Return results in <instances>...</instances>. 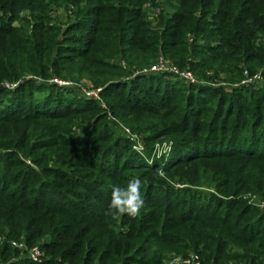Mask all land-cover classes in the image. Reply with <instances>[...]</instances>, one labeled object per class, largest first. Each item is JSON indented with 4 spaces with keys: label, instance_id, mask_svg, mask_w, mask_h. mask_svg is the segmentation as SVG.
<instances>
[{
    "label": "trees",
    "instance_id": "16d2710c",
    "mask_svg": "<svg viewBox=\"0 0 264 264\" xmlns=\"http://www.w3.org/2000/svg\"><path fill=\"white\" fill-rule=\"evenodd\" d=\"M139 1L32 0L29 7L32 25H22L19 29L11 26L12 20L8 22L0 16V82L17 83L11 88L0 85V122L24 125L17 137L0 141V235L5 237L0 245V264H88L90 260V264H156L159 261V258L153 261V257L139 261L129 255L137 248L145 250L139 247L141 243L99 251L100 246L86 238L95 221L104 219L99 212L109 208L107 200L112 201L115 196L101 189L103 183L95 187L94 173L85 172L74 160L86 157V166L102 169L106 158L113 157L112 162L122 160L120 165L130 164L131 159L117 149V141L95 147L71 136L52 138L59 131L50 127L48 120L89 110L93 103L75 90L45 83L50 78L73 76L70 65L81 73L91 74L93 83L115 81L104 86L103 96L120 87L127 89L126 95L115 94L125 102L116 106L130 110L124 115H129L127 122L132 130L153 129L152 136L173 132L175 164L179 158L188 161L200 149L206 152L197 156L214 154L229 160L228 166L207 176L220 195L210 193L209 202L191 188H174L153 179L147 183L135 180L138 187L134 186L133 192H144L139 209L144 219L148 216L163 219L157 234L160 236L153 237L155 241L174 244L181 238L190 240L211 264H264V212H259L253 203L264 200V127L256 131L260 118L255 108H245L250 118L238 117L227 124L233 108L228 105L222 113L225 101L220 96L210 119L203 122L197 116L208 110L202 104L204 89L188 87L185 103L189 108L181 113L180 128L174 133L170 114L162 107L179 97L177 90L185 83L175 75L169 79L167 73H141L157 62L159 54L183 65L189 52L184 38L189 34L210 32L223 43L241 42L248 49L255 32L264 31V0H164L174 10L172 13L160 10L152 28L148 26L151 22L144 21L143 11L136 8ZM214 1L218 2V9L211 13ZM7 6L1 3V8L7 9ZM51 6L69 9L64 30L51 24ZM204 48L201 54L217 51L216 46ZM115 60H123L141 75L129 82L121 76L94 78L103 69L125 72L113 65ZM254 60L264 63V50ZM201 66L206 67L205 62ZM204 71L197 73L205 76ZM25 74L46 80L37 83L32 78H24ZM236 94L240 93H232ZM146 95L151 97L144 98ZM149 100L157 105L147 104ZM149 115L155 118L152 120ZM33 138L29 146L27 141ZM76 145L85 149L89 146V152L77 154ZM99 155L104 163L98 165ZM134 157V163L146 166ZM25 158L40 166L39 170ZM146 204L158 211L147 212ZM181 222L189 223L187 229H194V235L188 232L180 236L178 232L184 228ZM153 228L156 229L155 225ZM171 229L173 233L168 232ZM45 234L51 239L42 243V250L49 251L53 258L60 256L61 261L43 258L41 262H33L18 258L19 250L9 244L10 239L24 238L30 247ZM139 239L145 241L137 236L136 242ZM160 251L156 250L155 254Z\"/></svg>",
    "mask_w": 264,
    "mask_h": 264
},
{
    "label": "rangeland",
    "instance_id": "374dc122",
    "mask_svg": "<svg viewBox=\"0 0 264 264\" xmlns=\"http://www.w3.org/2000/svg\"><path fill=\"white\" fill-rule=\"evenodd\" d=\"M1 3L8 4L7 9L1 8ZM31 3L32 0H0V16H3L5 21L10 22L12 20L11 26L14 29H19L22 25L25 27L31 26L33 22V18L30 14L31 9L29 8L32 6ZM51 7L53 12L51 24L58 25L64 30L66 21L69 18V9L56 6ZM136 8H139V10L143 11L145 14L143 18L145 22H151V24L148 25L150 28L153 27L157 18L156 16L160 13V10H164L168 13H172L174 10L173 7L165 3L164 0H141L137 3ZM238 8L239 7H237V9ZM216 9H218V2L214 1L211 13L216 11ZM11 17L14 18L10 19ZM184 39L189 52L185 60L183 59V62L181 60V62L184 63L183 65L180 66L175 64L163 54H159L157 57V62H159L161 58L164 59V62L166 61L164 68L166 71L164 70L158 73H167L169 79H172L171 76L175 75L173 72H170V68L173 67L181 72H190L193 76V81L191 82L185 81L183 78H179L175 75L176 78L185 83V85L180 86L177 90L179 94L177 99L162 107V109H165L166 112L170 114L168 117L173 121V125L171 126L172 131L175 133L176 130H179L182 117L181 113L186 110L188 111L189 107H187V103H185V95H187L186 89L195 86H201V88L204 89L202 92V97H204L202 104L206 105L205 107L208 109L204 112L207 114L202 113L197 116L200 121L206 122L210 119V116L219 103L218 98L221 96L224 97L225 101L222 113L226 111L228 105L233 108V112L228 118L227 124H231L232 121L236 118L238 119V117H243L245 119H248V117L250 118L245 108L251 106L253 109L255 108L260 118V124L257 126L256 131L258 132L259 129H262V127H264V63L254 60V58L260 50L261 52L264 50V31L255 32L254 37L248 42L251 44L248 49H246V45L241 44V42H233L232 44L223 43L220 41L219 37L212 35L210 32L200 33L198 35L189 34L186 35ZM205 46H216L217 51L213 52L208 50L205 54H201ZM178 55L180 56L181 54ZM203 62H205L206 67L201 66ZM112 63L114 66H119L124 69L125 72H114L113 70L103 69L99 70V73L96 72L94 78H103L108 75L117 78L121 76L124 81L129 82L134 77L141 75V73H148L135 71L134 68L127 66L123 60H115ZM201 69L205 70V76H201L197 73ZM69 70L72 72L73 76L67 74L65 78H50L47 79L45 83H55L57 85H62L66 90H75L79 95L91 99L93 103L89 106L91 107L89 110H82L77 113L70 112L61 118L48 120V123L51 124L50 127L59 131L58 136L56 134L52 136V138L60 139L62 136H71L72 138H77L76 140L79 141L80 139L85 140L89 145L93 143L96 145L95 147L117 141V149L123 151V156L131 159L130 164L125 162L124 165H120V163L123 162L122 160L117 159V161L112 162L113 157L109 159L110 161L106 158L104 167L99 169L98 167L89 168L86 166V157H83V160L77 157L74 161L79 168L83 169L85 172L94 173V177L97 179V185L95 187H99L100 183H103L101 189L113 194L116 204L122 205L126 203L129 206H132L131 203L135 200L136 194L132 189L129 190V184L130 182H134L137 178L144 183H147L149 179H153V181H161L174 188H191L193 191L201 193V195L206 198V202H209L211 198L209 195L210 193L219 195L218 190L213 187L214 184H210L209 180H207V176L212 174V172L219 171L221 168L228 166L229 160L223 156H215L214 154L197 156L199 153L206 152L200 149L196 151L193 158L185 162L182 161V158H179L178 162L175 164L176 158L172 156L174 149L173 132L162 136H152L153 129L138 132L129 127L127 121L130 117L124 114L130 113V110L123 109V106H116L118 105L117 103L123 105L125 102L120 96H115L116 93L119 95H126L127 89L120 87L119 89L106 92V96H103L101 95V91L104 86L108 85L110 82L114 83L115 81L113 82L111 79L109 82L103 84H99L95 81L93 83L91 81L93 79L91 74L87 75L86 73H81L74 65H70ZM23 77L26 79L32 78V80L37 81V83H43V80H46L33 74H25ZM0 85L5 86L6 83L0 82ZM99 88L101 90L97 92ZM236 91L240 94L232 95V93ZM143 94V92L141 94L139 93V96ZM36 96H40V94H36ZM149 97L151 96H144V98L147 99ZM146 103L149 105H157L156 102L153 104L151 100L146 101ZM125 107L127 108V105H125ZM149 117L152 120L155 118L152 115H149ZM143 119L144 117L142 120ZM137 120L139 119L137 118ZM154 121L156 122V120ZM23 127L24 125L15 124V122H0V141L11 139V137H17ZM29 127H31V125H29ZM106 130L108 135L104 136ZM34 139L35 138L27 141L29 146L33 144ZM89 148V146L87 149L80 148L76 145L74 150L76 149L75 152L80 155V153L89 152ZM134 156H137L140 159L139 161L142 160L143 165L146 166L141 167L139 164L134 163L136 161ZM99 158L100 155L98 156L96 164L104 163V161ZM24 160L35 169L39 170L40 166L32 164L27 158ZM82 165H84V167H81ZM252 167L256 168L255 166ZM138 194L142 198L144 195L143 190ZM125 195L129 196V199L124 200L121 198ZM224 199L226 198L224 197ZM253 199L254 198H252V201ZM156 201H161V199H156ZM262 201L263 200L253 202L259 212H264V207L261 206ZM111 202L112 201L107 200L108 204ZM146 210L147 212L158 211L148 206ZM105 212L106 214H104ZM99 213H101L102 216L104 215V219H97L95 221L96 225L94 224L95 227L86 236V238H89L90 243L100 246L98 248L99 251L106 247L108 249L112 247H132L134 243H137V245L141 243L139 247H143L142 249L145 250L137 248L136 251L132 250L129 253V255L136 257L139 261L143 258L151 259L153 257V261L159 258L156 264H211V261L207 262L204 260L203 256L190 240L181 238L178 243L174 244L159 239L155 241L156 239L153 237L160 236V234H157L160 232L159 227L163 219H150L149 216L148 219H144L145 217L141 214L140 210L137 215H129L127 213L117 215L115 210L109 214V208ZM140 215H142L143 219ZM175 215L176 214H174L173 217H176ZM181 223L184 224V228L178 232L180 236L181 234L186 236L188 232L193 234L194 229H187L189 223ZM153 225H155L156 229L153 228ZM206 228H208V226H206ZM173 231L174 230L171 229L168 232L173 233ZM164 232L168 233L166 230H164ZM152 233H155V235L151 236ZM137 236H142L145 241L139 239L136 242ZM50 239V235L45 234L35 244L42 245V243L44 244L50 241ZM148 247H151L152 250L150 251ZM158 249H161L160 253L155 254V251ZM43 252V258H53L49 251L43 250ZM53 259L54 261H61L60 256L54 257ZM89 262L88 264L91 263ZM131 264L143 263L136 262Z\"/></svg>",
    "mask_w": 264,
    "mask_h": 264
},
{
    "label": "built area",
    "instance_id": "2783aa9c",
    "mask_svg": "<svg viewBox=\"0 0 264 264\" xmlns=\"http://www.w3.org/2000/svg\"><path fill=\"white\" fill-rule=\"evenodd\" d=\"M163 60V61H162ZM166 62V61H165ZM164 59L161 58L159 62H156L154 65L149 67L148 69H144V71H152V72H162L165 69V63ZM166 71V70H165ZM170 72H173L177 77L183 78L185 81H193V76L190 74V72H181L177 70L176 68H170ZM56 79V78H54ZM52 81V80H50ZM10 84V85H9ZM17 83H6V87H14ZM101 89H97V92H99ZM261 206L264 207V200L261 202ZM5 241V237L3 235H0V245L3 244ZM9 244L12 248L19 250V256L18 258H28L33 262H41L43 260L44 252L41 248L40 244H35L32 246H27L24 238L21 239H10ZM198 264V263H197Z\"/></svg>",
    "mask_w": 264,
    "mask_h": 264
},
{
    "label": "clouds",
    "instance_id": "9594fccd",
    "mask_svg": "<svg viewBox=\"0 0 264 264\" xmlns=\"http://www.w3.org/2000/svg\"><path fill=\"white\" fill-rule=\"evenodd\" d=\"M134 186L138 187V184L134 181V182H130L129 184V190H131ZM124 200L129 199V196L125 195L121 197ZM143 204V200L142 198L139 196L138 193H136V199L133 201V206H129L128 204H116L115 202V197H113L112 202L110 203L109 206V214L112 213L113 210H115V213L117 215H123L125 213L129 214V215H137L139 214V209Z\"/></svg>",
    "mask_w": 264,
    "mask_h": 264
}]
</instances>
